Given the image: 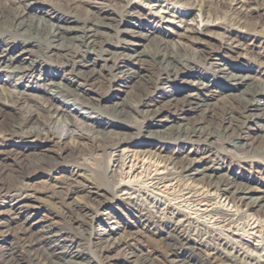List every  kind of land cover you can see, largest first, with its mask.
Here are the masks:
<instances>
[{
	"label": "bare ground",
	"instance_id": "6f19581e",
	"mask_svg": "<svg viewBox=\"0 0 264 264\" xmlns=\"http://www.w3.org/2000/svg\"><path fill=\"white\" fill-rule=\"evenodd\" d=\"M151 17L176 26L194 46L172 44L147 26ZM216 28L226 33L217 46L198 39H217ZM143 43L147 51L138 49ZM38 70L43 78L34 76ZM122 72L123 84L140 79L129 100L101 105ZM199 74L207 81L194 87L200 96L161 91L171 81L186 87L184 78ZM0 82L9 87L0 96L3 264H96L111 261L117 248L131 251V264H223L221 245L239 264H258L241 250H264V191L231 163L264 167V0H0ZM213 94L224 101L208 107ZM59 115L68 123L55 125ZM162 119L186 123L166 127ZM15 143L57 151L22 175L17 163L3 165ZM143 144L157 149L156 158L128 155ZM103 156L109 160L100 172L94 166ZM47 172L61 173L67 189L35 191L27 183ZM6 176L13 185L2 182ZM76 193L101 207L121 205L159 236L161 260L135 254L125 240L96 239L81 215L97 208L71 201ZM39 195L51 199V217H38Z\"/></svg>",
	"mask_w": 264,
	"mask_h": 264
},
{
	"label": "rangeland",
	"instance_id": "374dc122",
	"mask_svg": "<svg viewBox=\"0 0 264 264\" xmlns=\"http://www.w3.org/2000/svg\"><path fill=\"white\" fill-rule=\"evenodd\" d=\"M52 1V0H49ZM86 8H88V5H85ZM37 8L35 7L33 9V13L38 16L39 13H36ZM140 13H144V10H140ZM149 23V24H148ZM147 26H152L155 32H159L166 36V38L171 41L172 44L176 45L177 43H184L185 45L193 47L194 45L189 42L186 38H183L182 36L178 35L180 33L179 29L176 26L164 24L161 25L157 23V20L155 18L148 19ZM177 26L179 23H175ZM211 32L216 36L217 39L214 38H208L204 36L198 37L203 42H207L212 46H217L219 44L220 39H223L225 37L226 33L224 30L220 28L211 29ZM140 50H148V47H146L143 43L142 47H138ZM16 53H13L15 55ZM127 55H131L129 52ZM232 57L235 56L229 53L225 54V57ZM33 60V59H32ZM250 60V59H249ZM236 64L241 65L243 67L249 68L247 61H242L239 59L234 60ZM136 68V67H135ZM135 68L130 70L134 71ZM141 69V66H137V69ZM243 70V69H242ZM95 71L104 73L102 68L100 66L95 68ZM126 72H122L115 75V80L117 81V85L113 88V97L111 95H105V97L108 99L107 101H102L101 105L110 104L111 102L115 103L119 101V99L122 100H129V95L132 91V89L136 86V83L140 81V79L134 80L132 83L123 84L122 78L123 75ZM246 73V69L243 70L242 74ZM53 74V73H52ZM36 78H43V72L41 70H38L35 72L34 75ZM205 75L199 74V76H194L190 78H184L183 82L186 83V87H182L180 82L171 81L165 84L163 89H161L162 92H165L167 94H173L175 91H181V95H187L191 97H197L200 96L201 93L197 91L194 87L197 85V82L206 81ZM209 80L213 84H219L218 80L212 79L211 77ZM14 82H11V85H13ZM212 85V84H211ZM13 87V86H12ZM220 88H223L222 85H219ZM8 84L1 83L0 82V96L4 95L8 90ZM213 89V88H212ZM238 92V91H233ZM163 101V102H162ZM158 106H163L164 101L162 100ZM224 101L223 94H213L212 98H209L208 107H213L215 105H219ZM165 104V103H164ZM203 107L202 109L208 108ZM55 117V116H54ZM53 117V118H54ZM195 116L188 115L186 116V120H192ZM57 122H55V125H64L68 123V120L63 115H59L56 117ZM186 120L178 121L170 123V120L162 119L160 121L161 125L164 126H177V124H184L186 123ZM256 134L255 131H251L248 135L249 137L254 136ZM9 152V160H5L4 164H7L10 166L15 165L17 163L18 170L21 172L22 175L28 174L32 167L40 162H47L51 158H53L56 154L57 148L56 146L52 144H45L42 146H37L35 144H11L5 148ZM128 155H135L140 156V154H144L147 156L155 157L157 155V149L154 146H151L150 144H143L141 146L133 147L129 149ZM234 155H240L242 156L241 151H232ZM109 158L106 156L100 157L96 164L95 168L97 171L103 172L106 170L108 165ZM230 160V159H229ZM3 161V160H2ZM91 162V161H90ZM230 162H232L230 160ZM232 165H234V173H238V175H244L245 180L250 182L251 184L254 183L258 186L259 189L264 191V167L260 165H254L252 167H248L245 163L242 162H232ZM61 173H43L31 180H28L27 183L33 188L35 191H41L44 189H48L50 186L55 187H63L65 189L66 185L61 183L60 175ZM2 182L6 185H13L14 180L10 176H6L2 179ZM26 183V181H23ZM120 196L123 197L124 195L120 193ZM95 198H86L84 194L82 193H76L72 196L71 201L74 203H77L79 205H92L97 208L96 213H87L82 214L81 218L83 221H85L89 227V230L92 232L94 237L98 240H100L102 243H107L109 245L116 243L119 240H125L133 245V247L137 250L134 251L135 254H140L143 252V254H150L153 256L154 259L161 260L160 256H158V251H161L162 243L159 240V236L151 235L149 232L146 231L145 227L142 225V223L137 222L132 216L118 203L113 204L109 207H101L95 203ZM51 199L48 197H43L42 195H39V201L36 202L34 205L37 207L36 212L39 218L46 219L47 217H51ZM97 205V206H96ZM146 206L149 207V209L154 213L156 212V209L151 207V205L146 203ZM4 211H7V209H3ZM157 216H161V214H156ZM1 221L4 220V217H1ZM54 221H57V223H61L60 220L54 219ZM1 229V228H0ZM97 240L92 241L93 243ZM256 244V243H255ZM253 244V245H255ZM6 244L4 242H0V247H4ZM89 249L90 251H93V247H88L87 245L80 246L78 249L84 250ZM219 249V252L221 253V256L223 257V264H239V261L241 257L239 255L235 254L233 251L228 249V247H224L223 245L217 247ZM1 250V248H0ZM157 251V252H156ZM131 251L125 249V248H117L115 249L111 254L110 258L111 261L108 260H96V264H131L135 261V257L130 253ZM140 252V253H138ZM241 252L247 254V256L254 258L257 260L258 264H264V250L257 249L254 246L250 245H244L242 246ZM203 255H206V253H203ZM157 257V258H156ZM127 261V262H126ZM133 261V262H132ZM131 262V263H130ZM0 264H3L0 260Z\"/></svg>",
	"mask_w": 264,
	"mask_h": 264
}]
</instances>
